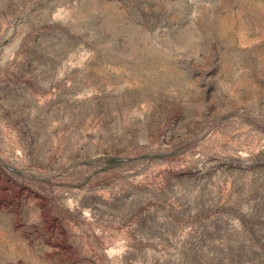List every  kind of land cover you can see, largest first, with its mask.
Returning a JSON list of instances; mask_svg holds the SVG:
<instances>
[{
  "label": "rangeland",
  "instance_id": "rangeland-1",
  "mask_svg": "<svg viewBox=\"0 0 264 264\" xmlns=\"http://www.w3.org/2000/svg\"><path fill=\"white\" fill-rule=\"evenodd\" d=\"M0 264H264V0H0Z\"/></svg>",
  "mask_w": 264,
  "mask_h": 264
}]
</instances>
